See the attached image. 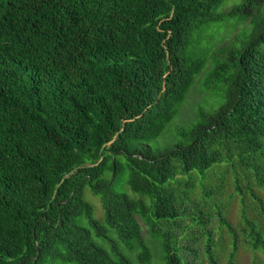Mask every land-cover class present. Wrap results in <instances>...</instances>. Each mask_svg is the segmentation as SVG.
Segmentation results:
<instances>
[{
	"label": "trees",
	"instance_id": "trees-1",
	"mask_svg": "<svg viewBox=\"0 0 264 264\" xmlns=\"http://www.w3.org/2000/svg\"><path fill=\"white\" fill-rule=\"evenodd\" d=\"M227 2L0 0V264H264V0Z\"/></svg>",
	"mask_w": 264,
	"mask_h": 264
},
{
	"label": "rangeland",
	"instance_id": "rangeland-1",
	"mask_svg": "<svg viewBox=\"0 0 264 264\" xmlns=\"http://www.w3.org/2000/svg\"><path fill=\"white\" fill-rule=\"evenodd\" d=\"M240 1L241 0H228L226 7H225V10L230 9L232 6H234V4L239 3ZM232 34L233 33H229V35H231V36H232ZM196 86L197 87H194L192 93L188 97V100L185 102L183 107L180 109L181 118H179V116H178L170 128V131H172L171 134L173 133V135L177 129H182V128L190 125V123H192V119L194 117L193 114H194L197 106L206 107L210 103V100L208 98L209 96L204 91L201 90V86L200 85H196ZM173 140L168 141V140H165L164 138H162V139H160V141L157 142V146H159L160 148H162V146L165 147L164 144H166V142L172 143ZM87 196H88L89 200H95L96 201L95 205H96L97 209L99 210V218H102L103 213H102V210L100 209L101 205H100L99 198L94 196L90 191H87ZM230 208L231 209H230V212L228 214V221L236 229L239 230V228H237V227H240V224L242 223L241 222L242 209H241L240 203L237 202V203L231 205ZM139 221H140V224H141L142 229H143V234L148 239V228L143 221H141V220H139ZM214 235H215L216 240H218L220 238L217 230L215 231ZM182 238H183V236H182ZM224 238H225V241L227 242V244L229 245V238H228L226 233L224 234ZM231 249H232L231 246H227V249L225 250L227 255L231 253V251H232ZM202 262L207 263V260H205V258L203 257ZM221 264H228V260L227 259L222 260ZM235 264H256V262L254 260V255L251 251H249L245 248H241V250L237 253Z\"/></svg>",
	"mask_w": 264,
	"mask_h": 264
}]
</instances>
